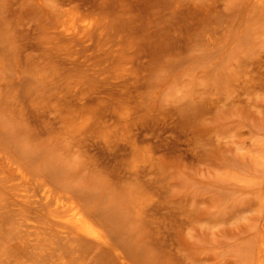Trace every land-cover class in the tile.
<instances>
[{
    "label": "rangeland",
    "instance_id": "rangeland-1",
    "mask_svg": "<svg viewBox=\"0 0 264 264\" xmlns=\"http://www.w3.org/2000/svg\"><path fill=\"white\" fill-rule=\"evenodd\" d=\"M263 197L264 0H0V264H264Z\"/></svg>",
    "mask_w": 264,
    "mask_h": 264
},
{
    "label": "bare ground",
    "instance_id": "bare-ground-1",
    "mask_svg": "<svg viewBox=\"0 0 264 264\" xmlns=\"http://www.w3.org/2000/svg\"><path fill=\"white\" fill-rule=\"evenodd\" d=\"M81 19V18H80ZM78 20V19H77ZM85 20V19H84ZM81 23V22H80ZM83 23V22H82ZM93 25V24H92ZM91 23H87L84 26V30H88L91 28ZM59 26V25H58ZM79 26V25H78ZM81 26V25H80ZM60 28L63 29L64 33L66 34H80L81 31L78 30L79 27H77L76 25V18L74 16L68 15L66 19H64L60 25ZM59 29V28H58ZM62 32V31H61ZM82 34V33H81ZM86 34V33H85ZM87 35V34H86ZM85 35V36H86ZM68 37H70L69 35H67ZM74 37V36H73ZM72 38V37H71ZM42 178V177H41ZM47 178H45V181L40 182V186L42 189V199L45 202V207L46 209L48 208H52L53 212H62L64 214V216L62 217V220L64 221V223L66 224V227H68L69 229H72L71 232L74 233V235H78L81 237L88 238V239H92L98 242H106V238L103 234V230L100 228V226L97 224V221H94L93 219H95L88 214L89 212H86L83 208H85L84 206L81 207V205L79 203H82L81 201L79 203L76 202V199H72L69 197L64 196H59L55 193V191L53 190L54 187H52L50 185V181H46ZM30 180V179H29ZM48 180V179H47ZM33 183V182H32ZM38 186V185H37ZM39 187V186H38ZM53 189H52V188ZM60 191V190H58ZM41 195V191L39 192ZM35 194V193H34ZM38 194V193H37ZM36 194V196H37ZM32 195V194H31ZM20 196V195H18ZM27 196V195H26ZM23 196V197H26ZM34 196V195H32ZM71 196V195H70ZM75 198V197H74ZM36 201V200H35ZM42 201V200H41ZM20 203V202H19ZM27 203V202H26ZM33 204V202H31ZM35 203V202H34ZM39 203V202H38ZM43 203V202H42ZM262 205H264V197L262 200ZM23 204V203H22ZM41 205V202H40ZM26 206V205H25ZM29 206V204H28ZM43 206V204L41 205ZM264 207V206H263ZM27 208V206H26ZM39 206L36 208L38 210ZM41 208V207H40ZM88 208V207H87ZM45 209L44 207L41 208ZM86 209V208H85ZM40 210V212H41ZM50 210V211H52ZM89 210V209H88ZM43 211V210H42ZM45 211V210H44ZM49 212V211H48ZM92 212V211H91ZM52 213V212H51ZM50 213V214H51ZM49 214V216H50ZM59 216V214H58ZM61 216V214H60ZM52 217V216H51ZM59 218V217H58ZM54 220V219H53ZM51 221V219L49 220ZM97 222V223H96ZM55 224V223H54ZM57 224V223H56ZM64 225V224H63ZM62 225V226H63ZM65 226H63L64 228ZM68 229V230H69ZM67 230V229H66ZM102 230V231H101ZM65 231V230H64ZM70 231V230H69ZM69 233V232H68ZM68 235V234H67ZM69 237V236H68ZM76 238V237H75ZM77 239V238H76ZM80 239V237L78 238ZM83 239V241H84ZM82 240V239H80ZM78 241V240H77ZM86 241V240H85ZM262 251L264 253V238L262 241ZM260 246V245H259ZM259 248V247H258ZM260 250V249H258ZM258 252V251H257ZM257 255V253H256ZM260 255V254H259ZM259 258V257H258ZM260 260V258H259ZM260 263V261L258 262ZM124 264H132L129 261H125ZM261 264H263L261 262Z\"/></svg>",
    "mask_w": 264,
    "mask_h": 264
}]
</instances>
